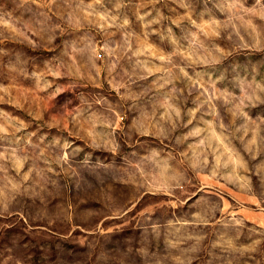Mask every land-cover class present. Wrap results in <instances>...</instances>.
Instances as JSON below:
<instances>
[{"label": "rangeland", "instance_id": "374dc122", "mask_svg": "<svg viewBox=\"0 0 264 264\" xmlns=\"http://www.w3.org/2000/svg\"><path fill=\"white\" fill-rule=\"evenodd\" d=\"M0 264H264V0H0Z\"/></svg>", "mask_w": 264, "mask_h": 264}]
</instances>
